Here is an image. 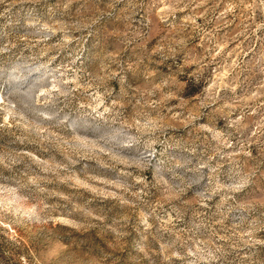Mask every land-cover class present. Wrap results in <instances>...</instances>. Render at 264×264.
<instances>
[{
    "label": "rangeland",
    "instance_id": "1",
    "mask_svg": "<svg viewBox=\"0 0 264 264\" xmlns=\"http://www.w3.org/2000/svg\"><path fill=\"white\" fill-rule=\"evenodd\" d=\"M0 264H264V0H0Z\"/></svg>",
    "mask_w": 264,
    "mask_h": 264
}]
</instances>
